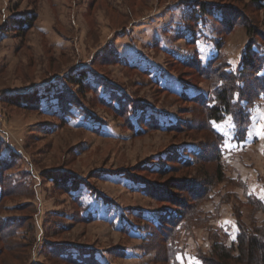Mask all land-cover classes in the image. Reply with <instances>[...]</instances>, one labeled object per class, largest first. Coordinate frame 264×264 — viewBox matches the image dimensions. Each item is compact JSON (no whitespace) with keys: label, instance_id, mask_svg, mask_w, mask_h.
I'll return each mask as SVG.
<instances>
[{"label":"rangeland","instance_id":"374dc122","mask_svg":"<svg viewBox=\"0 0 264 264\" xmlns=\"http://www.w3.org/2000/svg\"><path fill=\"white\" fill-rule=\"evenodd\" d=\"M201 5L230 11L233 28ZM262 22L251 0H0V227L13 224L6 239L0 231V264H69L49 243L103 264H204L215 238L236 239L237 208L248 233L264 228L248 204L264 200L263 100L250 110L253 144L237 148L233 119L206 122L199 102L216 104L201 68L218 58L236 75L249 43L264 48ZM211 126L231 148L221 179L204 159ZM148 190L176 203L200 196V221L161 243L150 223L175 207Z\"/></svg>","mask_w":264,"mask_h":264},{"label":"trees","instance_id":"16d2710c","mask_svg":"<svg viewBox=\"0 0 264 264\" xmlns=\"http://www.w3.org/2000/svg\"><path fill=\"white\" fill-rule=\"evenodd\" d=\"M230 1L240 2L242 0ZM251 1L258 6L260 11L263 12L262 23L264 26V3L261 0ZM199 12L203 15L209 14L215 17H217L216 14H218L219 18L221 17L219 23L223 25L225 24L229 30H231L234 26L235 17H232V13L224 10L223 8H219L218 6L210 7L201 5L199 6ZM29 19L32 21L34 20V17H30ZM18 23L17 27H19V30H23L26 27L25 21L21 20ZM29 25L30 24H28V26ZM244 26H246V30L249 35H252L255 31L250 25L244 24ZM253 45H255L254 42L249 43V45L245 48L242 54L241 69L238 70L236 75L226 72L225 69L221 67L223 65L220 63V59L218 58L209 62L207 67H202V70L199 71V74L206 80L210 82L212 81L216 103L215 105L208 106L206 103H203L204 101H199L202 103L205 121H215L216 123H220L225 121L227 117H231L233 119L235 139L237 141H242L246 137L251 123L250 110L254 107V99H257L258 101L263 100L264 102V74H260L264 67V48L261 52H258L253 49ZM217 47H221L219 41H217ZM71 78V81L79 84L82 79H85V74H82L81 79L79 80H76L74 77ZM216 83H221V87L216 88ZM253 94H255V96L252 97ZM208 130L213 135L214 139L211 138V142L207 144V149L208 151H213V155L210 156V158L206 155L204 156V159H208L210 161L213 160L216 163V173L218 178L221 179L223 177V165L221 164V158L223 157L222 153L226 151L222 148L224 146V141L222 140L221 133L217 131L215 127L211 126ZM69 179L70 178H67L65 181L64 179L59 180L55 177L52 178L55 184L59 186L65 185V187L74 194V188L66 185V182L70 181ZM18 185L20 184L16 183L13 187L16 188ZM13 187L11 188L13 189ZM200 187L199 183H195L193 186L195 190L200 189ZM148 193L156 201L169 203L175 207L170 210L169 213L165 211V215L160 217L161 220L159 225L155 226L150 223L152 228L159 232L156 236L157 239H161V243L168 244L172 238L175 240L179 231L177 228L183 221L188 222L189 219L195 220L196 222L200 221V218L197 217L198 210L195 202V200H197V198L199 199L200 196L198 197L196 195H192L193 198H191L187 203H176L170 197H168V199L167 196L163 194H156V192H150L149 190ZM2 197L3 194L0 199H2ZM248 204L255 206L258 210L264 212L263 199L257 198L256 196H249ZM236 210L238 216L236 220L238 222L237 226L239 229L236 239L230 246H227L221 238H215L211 249V256L201 257L204 264H264V228L255 229L253 234L248 233L246 227L242 222H240V209L237 208ZM201 221L207 222L205 219H202ZM184 227L187 230L191 228L188 223H186ZM11 228H13L12 223L5 222L4 220L2 221L0 227V231L2 232L1 239H6L7 236L13 234V232H10ZM164 229H167L168 231H165ZM56 246L57 244L49 243L47 245V251L50 253V256L52 253V256H56L58 260L66 261L69 264H103L102 261L95 258V252L92 251L89 254V249L87 248H81L80 252L76 255L74 252L72 253L71 250L68 252L63 251V249H69V246L67 245H60L61 247ZM174 247L173 242V244L171 243L168 246L167 250L160 248L161 254L168 255ZM235 250L237 251V254H234ZM172 257L174 256L171 254V258ZM167 258L169 259V257Z\"/></svg>","mask_w":264,"mask_h":264},{"label":"crops","instance_id":"0c3cea01","mask_svg":"<svg viewBox=\"0 0 264 264\" xmlns=\"http://www.w3.org/2000/svg\"><path fill=\"white\" fill-rule=\"evenodd\" d=\"M253 115H254V112H253ZM253 117V116H252ZM253 122L251 121V124L249 125V128H248V131H247V134H246V137H245V139L244 140H242V141H237L236 139H235V128H232L233 130H231L232 132H233V136L230 138V142H229V144L230 145H235V146H233V147H231V148H237V147H239V146H249V144H253V141H254V138L252 137V129H253ZM231 132V133H232ZM226 143V142H225ZM231 148H226V151L227 152H229V150L231 149ZM51 179V178H50ZM248 195H250V193L248 194ZM85 222H87V220L85 221ZM96 257H97V255H96Z\"/></svg>","mask_w":264,"mask_h":264},{"label":"snow or ice","instance_id":"6c2138e0","mask_svg":"<svg viewBox=\"0 0 264 264\" xmlns=\"http://www.w3.org/2000/svg\"><path fill=\"white\" fill-rule=\"evenodd\" d=\"M262 138H264V137H262ZM262 198H264V197H262Z\"/></svg>","mask_w":264,"mask_h":264}]
</instances>
